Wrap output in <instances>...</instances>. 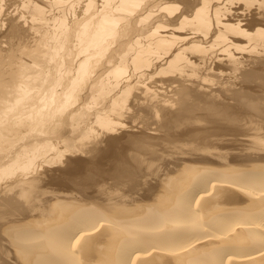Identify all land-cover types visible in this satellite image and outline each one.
<instances>
[{"label":"bare ground","instance_id":"bare-ground-1","mask_svg":"<svg viewBox=\"0 0 264 264\" xmlns=\"http://www.w3.org/2000/svg\"><path fill=\"white\" fill-rule=\"evenodd\" d=\"M6 1L0 264H264V0Z\"/></svg>","mask_w":264,"mask_h":264},{"label":"rangeland","instance_id":"rangeland-1","mask_svg":"<svg viewBox=\"0 0 264 264\" xmlns=\"http://www.w3.org/2000/svg\"><path fill=\"white\" fill-rule=\"evenodd\" d=\"M12 2V5L10 4ZM10 3H9V0L8 1H6V4H4V8H10V7H14V5H17L19 2H17V4H16V2L14 1V0H10ZM13 3H15L14 5H13ZM7 5V6H6ZM9 5H11V6H9ZM3 44H5V43H3ZM6 54V53H5ZM5 55L3 56V59L1 60V61H3L1 64H0V68L2 67V66H5V67H8L9 66V59H10V57H8V56H6L5 58ZM4 67V68H5Z\"/></svg>","mask_w":264,"mask_h":264}]
</instances>
